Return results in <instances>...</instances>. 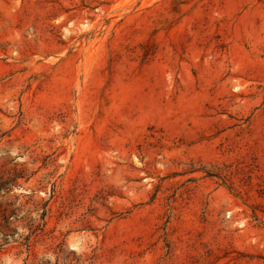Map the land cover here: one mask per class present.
I'll list each match as a JSON object with an SVG mask.
<instances>
[{
	"label": "rangeland",
	"instance_id": "1",
	"mask_svg": "<svg viewBox=\"0 0 264 264\" xmlns=\"http://www.w3.org/2000/svg\"><path fill=\"white\" fill-rule=\"evenodd\" d=\"M0 264H264V0H0Z\"/></svg>",
	"mask_w": 264,
	"mask_h": 264
}]
</instances>
